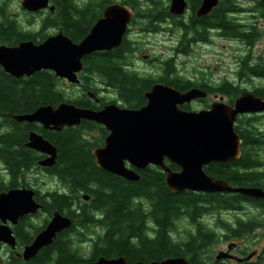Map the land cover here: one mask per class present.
<instances>
[{"label":"trees","instance_id":"trees-1","mask_svg":"<svg viewBox=\"0 0 264 264\" xmlns=\"http://www.w3.org/2000/svg\"><path fill=\"white\" fill-rule=\"evenodd\" d=\"M0 1H2L0 42L15 45L26 40L42 41L51 29L60 30L72 41L77 42L89 32L96 18L100 16L99 11L113 0H102L99 4L94 2L79 4L74 0H51L54 12L37 14L39 19L35 32L21 27L14 18L7 15L3 5L6 8L9 0ZM233 1L236 0H219L216 8L200 18L195 16V10H191L192 19L188 25L181 26L182 29L186 33L193 32L195 39L201 41H207L210 29H216L221 36H228L232 30L228 13L236 10V7L240 10ZM192 2L196 5L199 0H192ZM259 3L264 5V0H259ZM132 5L136 8L135 10H139L137 4ZM153 10L161 9L156 7ZM129 52L131 49L124 40L118 48L111 51L94 52L86 56L80 73L83 90L75 99L65 95L60 88V80L50 71L41 70L19 81L0 70V118H3L0 126L7 127L5 131L0 132L2 146L0 160L8 165L12 174L18 173L21 168L29 169L37 166L39 154L24 146V143L27 141L29 131L35 130L41 133L57 148L56 162L49 170L62 184L70 187L73 203L75 202L76 205L67 212V215L73 219L68 236L57 235L50 245L41 248L28 261L17 259L16 264H71L94 261L100 256H124L128 263L136 261L149 263L152 260L158 261L170 256H186L192 264H204L206 260L202 258V253H207L210 243L216 239L211 233H205L202 228H199L196 233H188L187 230L186 240H174L172 233L178 232L174 227V220L184 214L185 217L194 221L203 214L226 210L231 203L242 198L241 195L225 192L187 190L182 193H173L166 188L163 174L158 170H148L149 167L138 171L140 178L136 182L127 181L101 170L96 166L91 150L93 147L102 145L106 131L94 122L84 120L78 126L66 127L62 131L55 132L44 130L41 126H34V124L19 123L6 116L8 113L32 112L41 105L56 106L64 101L73 102L80 107L97 108L96 102L89 98L86 92L98 96L100 83L116 89L118 100L129 108L145 105L146 99L143 94L150 90L154 81L170 80L173 59L165 61L164 75L151 79L127 70L125 62L124 64L119 62ZM258 71L264 72V68L256 70ZM184 85L190 88L188 83ZM212 92H218L227 97L238 94L236 88L229 83L219 85ZM252 92L264 98V85L262 88L253 89ZM99 99L102 105L104 101ZM182 108L189 110L190 107L183 105ZM259 121L258 116L240 115L237 118L234 129L241 138L242 151L264 150V146L262 147L264 133L258 131ZM91 132H96L97 138L91 140L88 136ZM244 159L245 156L241 155L238 158V164L233 168L228 162H214L203 169L210 176L224 179L230 184L244 185L249 181L248 175L244 176ZM169 166L172 170L177 169L175 165ZM83 194L89 196L88 203L81 199ZM144 199H148V203L152 202L153 211L149 217L156 223L153 225L154 236L148 232L147 227L150 225L144 223L147 215L133 206L135 202H143ZM65 202L67 198L59 195L58 209L61 210ZM103 207H105V222H107L108 230L103 235L96 233L95 239L86 237L91 239L93 244L89 255L84 257L74 244L79 237L87 235L84 229L92 225L101 226L100 213ZM198 227L203 226L198 225ZM210 257L208 256L207 259Z\"/></svg>","mask_w":264,"mask_h":264},{"label":"water","instance_id":"water-1","mask_svg":"<svg viewBox=\"0 0 264 264\" xmlns=\"http://www.w3.org/2000/svg\"><path fill=\"white\" fill-rule=\"evenodd\" d=\"M219 0H202L196 16L208 14ZM49 0H22V7L38 11L54 7ZM185 0H171L170 12L181 15L185 11ZM126 5H107L79 42H73L62 31L49 36L41 43L21 42L14 47L0 46V64L15 77L31 75L39 70H51L57 77L79 83L77 73L83 69L82 59L94 52L111 50L120 46L127 24L132 16ZM203 89L191 88L180 92L164 83H155L144 93L146 104L140 108H126L114 103L99 110L80 108L72 103L61 102L56 108L40 106L31 113L15 115L17 121L40 123L43 128L59 131L65 126L79 125L81 120H90L104 125L108 134L103 146L94 147L91 154L96 166L105 172L120 176L127 181H138L135 169L148 165L159 166L164 173V184L173 193L184 190L196 192H238L260 197L264 193L257 188L236 187L226 180L208 175L203 167L211 162H227L239 157L241 138L234 126L239 114L264 111V98L245 91L234 99L232 105L214 101L209 108L199 111L183 110L181 105L206 96ZM94 97L93 93H89ZM98 101V99H95ZM28 148L48 156L39 162L42 166L55 163L56 149L41 135L30 132ZM179 167L173 171L164 161ZM25 189L0 193V219L15 221L25 213L36 212L40 207ZM87 199L86 195H83ZM72 225V220L55 212L32 243L27 245L20 257L28 261L44 246L52 243L55 235ZM0 241L14 239L10 230L0 225ZM226 256L218 251L215 258ZM71 264H192L184 256H170L158 261L128 263L124 256H100L94 261Z\"/></svg>","mask_w":264,"mask_h":264},{"label":"flooded vegetation","instance_id":"flooded-vegetation-1","mask_svg":"<svg viewBox=\"0 0 264 264\" xmlns=\"http://www.w3.org/2000/svg\"><path fill=\"white\" fill-rule=\"evenodd\" d=\"M122 1L131 5L133 4V2L134 4H136L134 0ZM200 1L201 0H199V2H197V4L195 3L196 5H194L193 2L189 3V0H186L188 10H195L198 7ZM139 2H142V0H139ZM233 3L235 5H238L240 10H238V8L236 7V10H231L228 13V19L232 26V30L228 34V37L236 42H240L246 48L245 53H248L246 56L243 57L242 62H237L239 65V70L236 72V75L238 74V76L240 77L253 79L261 78L262 85L256 86L255 88H262L264 85V72H256V70H261V68H264V58H259L257 56L258 53L264 51V44L263 42H261V39L264 36V5H260L259 0H236L235 2L233 1ZM140 9L142 10H134V14L130 19L128 29L126 30V33L123 37V41L125 40V42L128 44V47H130L131 51H133L131 46H135V40L130 38V33L136 29L134 27V22H136L138 18L140 21H147V27L151 31H157L159 28L164 29L162 28L164 25L172 27L173 25H175L176 19L178 20L177 26L181 30H183L181 26L188 25L192 19V15L186 17V14L181 17L173 16V14L169 11L170 6L169 8H162V10H146L148 9V7L142 8V6H140ZM102 11L103 10H101V14ZM136 11H138L137 14ZM186 19H188L187 22H185ZM184 33L186 34L185 31ZM180 45L182 44L180 43ZM175 50L177 49H174V51ZM184 51L181 50V52ZM143 59L146 62L154 61V59L149 58L147 55L144 56ZM258 59H262V61H259ZM125 68H129V66H125ZM169 77L170 80L168 81L156 80L154 82L166 83V85L172 86L180 91H185L189 89L187 86L184 85L185 83H188L190 87L196 86L207 91L206 97L197 99L192 102L193 104L199 106L200 109L209 108L212 102L219 101L221 98L222 102L229 105L233 104L234 99L232 101H230V99L225 101V95H220L217 92H212L215 91L219 85H228V83L226 82H223L218 86H214L210 83H192L190 81L186 82L180 80V78H176L175 76H173V72L169 74ZM104 88L113 89V91L115 92V96H117L116 89L110 86H106ZM209 91H211V93ZM249 91L252 92L253 90ZM210 94H213V98H211ZM206 99L208 100L206 101ZM192 103H190V105ZM203 103L206 104L203 105ZM96 105L98 106L97 108H83L99 110L102 107L98 104ZM205 105L206 107H204ZM253 116H264V112L257 113ZM34 126H36V124H34ZM102 127L106 131V135L103 138V145L105 137L108 134V130L106 127ZM262 139L264 140V137H262ZM263 146L264 145H262V147ZM241 155L245 156V159L243 161V171L244 176L248 175L249 181H247V183L244 185H231L236 187L257 188L264 193V150L260 149L257 151H241L238 158H240ZM45 157L46 155L41 154V159H44ZM238 158L231 161H227L228 163H230L231 168L238 164ZM164 162L167 165L169 163L167 160H165ZM49 169L50 168L48 167H40V169L34 167H31L29 169L21 168L18 170V173L12 174L13 172L8 167V165H6L5 163H2L0 165V193H6L11 190L26 189L28 191H31V199L40 206L37 212L27 213L22 216H18L16 217L14 222L10 219H6L5 222H2L0 219V225L3 224L4 226L8 227L11 231V236L14 239V246L11 245V241H8L7 243L0 242V252H5V254L7 255L5 262L8 264H16L15 261L17 259H21L19 255L22 254L24 248L27 245L32 243L36 235L46 227V225L52 218L53 213L57 212L62 216L69 217L67 215V212L76 207V205L73 206L71 190L65 186H62L60 188L59 183L57 182L58 177L56 175L51 174L52 171H50ZM33 170L35 172L31 174L30 172ZM140 170H137V172ZM148 170H158L160 173L163 174L164 177V173L159 166L149 165ZM228 194H238L241 195L242 198H239L237 201L231 203L225 211L219 213L220 215H223L222 213L227 212L225 230L216 232V230L211 227L210 223L207 226L205 224H201L200 218L205 216V214H203L194 221H192L188 217V233H196L198 232L199 228H202L203 232L211 233L213 238L216 239L214 242L210 243V245H214V243L217 244L220 241H217L218 238L223 240L225 248L216 250V253L218 251H222L226 253V256H222L216 259L215 253L210 257L209 261L206 260L205 264H264V196L255 197L243 195L236 192H230ZM59 195H64L67 198V202L62 204L61 210L58 209L57 205V197ZM84 201L88 203L90 199ZM142 203L143 202H139V204H137L134 208H139V212L147 215L144 221H146L147 224L150 225L147 227L148 232L154 236L155 227L153 225H156V223L149 217V214H151V212L153 211V209H151L152 205L146 202L148 209L143 210V204L146 203ZM104 208L105 207L101 209L100 218L101 227L106 228L108 226L107 222H105L106 212ZM217 215L218 213L213 211L210 218V222L213 223V220L216 219ZM37 220H39L37 228L32 232L31 227L33 224H37ZM217 222H221V219L217 220ZM198 225H202L203 227H198ZM70 228L71 227L61 230L55 235V237L59 234L68 236V231H71ZM218 233H220V235Z\"/></svg>","mask_w":264,"mask_h":264},{"label":"rangeland","instance_id":"rangeland-1","mask_svg":"<svg viewBox=\"0 0 264 264\" xmlns=\"http://www.w3.org/2000/svg\"><path fill=\"white\" fill-rule=\"evenodd\" d=\"M76 1L79 2L80 4L84 2L85 3L94 2L96 4H99L102 0H76ZM118 1H122V0H118ZM134 1L137 4L139 10H142L140 9V6H142V8L148 7L150 8V10H153L154 8L158 7L162 10V8H167L170 5V0H142V2H139V0H134ZM189 3H192V0H189ZM0 4H2V1H0ZM126 4L129 5L131 8H133L134 10L136 9L133 5L129 3ZM3 8H5V5H3ZM5 10H7L6 12L10 18H14L17 20V22L20 23L21 27L29 28L31 30H36L38 28L36 25L29 26V22H30L28 21L29 17L24 15V11L20 7V0H9ZM100 11H99V15H100ZM190 14H191V10L188 13H186V17H188ZM187 20L188 19H186L185 22H187ZM134 23H135L134 27L136 29L130 33V38L135 40V46L130 45L133 51L127 53L126 57L119 62L123 64L125 62L124 65L129 66L127 70L135 72L139 76L150 78V77H158L163 75L164 74L163 62L170 60L172 58L173 61L171 60L172 63L171 68H172L173 76H175L176 78H180V80L182 81H190L192 83L195 82L210 83L213 84L214 86H218L219 84L226 82L229 83L231 86H234L238 94H236L233 97L231 96L227 97L225 95V101H227L228 99H235L243 91L253 90L255 89L256 86L262 85L261 78L253 79V78L240 77L238 76V74L236 75V72L239 70L238 69L239 65L237 62L238 61L242 62L243 57L248 54L245 53L246 48L240 42H236L231 38H229L228 36L225 37L219 35L216 29H210L208 32L207 41H201L199 39H195V35L193 32H188L185 34L184 30H181L177 26L178 24L177 19L175 20V25H173L172 27L168 25H164L162 27L164 29L159 28L157 31H151L147 27L146 24L147 21H143V20L140 21L139 18ZM57 32L58 30L51 29L48 31V34H46L45 37L54 36L57 34ZM45 37L43 41L46 40ZM261 42H263L264 44V36L262 37ZM180 43L182 45H180ZM174 49L177 50L174 51ZM181 50H183L184 52H181ZM263 50H264V46H263ZM146 55L149 58L154 59V61L146 62L143 59V57ZM257 56L259 58H264V51L258 53ZM258 60L262 61V59H258ZM59 85L61 90L65 93V95L67 97H70L71 99H75L76 97H78L81 92V89L76 88L75 85L70 84L65 80H61ZM101 86L104 85L100 83V85L98 86L99 90L97 91V95L100 96V98L103 101L109 102L116 100L115 92L113 91V89H105L104 87L106 86L104 87ZM89 93L90 92H88V94ZM210 95L211 98H213V94ZM207 100L208 99H206V101ZM204 104L206 103H203V105ZM204 107H206V105ZM190 108L194 111L200 109L199 106L193 103L190 105ZM6 116L12 119L11 115L6 114ZM249 116L252 117V115ZM258 118L260 119L258 131H263L264 133V116H258ZM2 120L3 118H0V122ZM6 129H7L6 126H0V132L5 131ZM88 136L91 140H93L97 138L98 135L96 134V132H91L88 133ZM1 148L2 146L0 144V150ZM177 169L180 170L178 166ZM57 182L59 183L60 188L62 186H65L68 189H70L68 185L62 184V182H60L58 178H57ZM72 198H73V194H72ZM147 200L148 199H144L143 203H146ZM137 204L139 203L135 202L133 206L135 207ZM149 204L152 205V202H149ZM74 205L75 202L73 203V206ZM147 209H148L147 203L143 204V210H147ZM151 209H153V206L151 207ZM222 211L225 210H218V215L216 219L213 220V223L210 222L212 213L205 214L204 217L200 218L201 224H205L207 226L210 223L211 227L215 229L216 232L225 230L227 212H224L222 213L223 215H220L219 213H221ZM219 219H221V222H217V220ZM187 220H189V218L185 217L184 214H182L179 218H176L174 220V227L178 231V232L174 231L172 233L174 240L187 239L188 236L186 234V231L189 230ZM38 221L39 220L36 221L37 224L32 225L31 227L32 229L30 228L32 232L37 228ZM144 223L148 225L146 221H144ZM84 230L87 233V235L86 236L82 235L83 237H79V239L76 240L74 247H76V249H78V251L84 257H87L91 251V247L93 244L91 239L96 238V233L103 235L108 230V227L103 228L101 226L92 225ZM218 234L220 235V233ZM86 237H90L91 239H87ZM217 241H219L217 244L214 243V245H211L209 247L207 253H202L203 254L202 258L204 260L209 261L210 259H207L208 256H212L213 254H215L216 250L218 249L225 248V244L223 243V240L218 238ZM6 258L7 255L5 254V252L1 251L0 264H7L5 262Z\"/></svg>","mask_w":264,"mask_h":264}]
</instances>
